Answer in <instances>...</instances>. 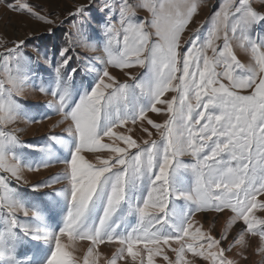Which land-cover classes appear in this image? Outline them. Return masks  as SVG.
<instances>
[{"label":"snow or ice","instance_id":"snow-or-ice-1","mask_svg":"<svg viewBox=\"0 0 264 264\" xmlns=\"http://www.w3.org/2000/svg\"><path fill=\"white\" fill-rule=\"evenodd\" d=\"M203 3L88 0L51 50L0 37V264H239L251 239L264 255V0H217L185 38ZM6 6L50 37L64 23ZM29 87L67 124L42 145L16 127L49 118ZM209 211L229 216L218 236Z\"/></svg>","mask_w":264,"mask_h":264},{"label":"rangeland","instance_id":"rangeland-1","mask_svg":"<svg viewBox=\"0 0 264 264\" xmlns=\"http://www.w3.org/2000/svg\"><path fill=\"white\" fill-rule=\"evenodd\" d=\"M9 2H16V0H0V37L9 41L28 40L30 43L26 51L31 52L33 45H38L43 50L45 47L47 48L48 42L62 43L64 33L70 30L74 31L73 23H76V21L68 18V12L73 11L79 4H87L88 0H27L28 3L37 6L36 10L41 12V14L50 15L53 19H55L57 21V25H59L61 21H64L62 27H58L56 29L55 36L52 37H50L47 31L51 25L32 18L26 14L10 11L6 6ZM216 3L217 0H204L199 14L194 18V24L190 26L189 30L185 31V38L189 35L191 28L203 23L207 19L209 13L212 11L213 5ZM138 15L140 17H146L148 14L141 10ZM79 51L89 56L102 54L100 52H88L85 49H81ZM236 54L242 63L247 62L248 55L245 52L240 49H236ZM111 71H113V74L115 75H123L118 69H111ZM133 71L139 72L140 70L134 69ZM43 75L46 79L49 76L48 73H43ZM51 99V96H46L40 93L34 87H29L25 91L24 96L21 99V103L23 105L27 104L26 109L37 117L48 115L49 118L43 119L38 123H27L26 121L19 122L16 127L26 129L20 133V137L23 141L36 145H42L46 143L43 139L44 137L49 136L50 134L62 133L63 129L67 126L66 123L56 126L61 120V117L59 115L52 114L50 110L41 107ZM151 115L153 119L157 120V122L162 119V117L156 114ZM136 135L143 136V133L137 132ZM184 159L187 161L189 158L185 157ZM62 167L63 165L58 164L50 169L42 170L40 172L26 173V176L30 181L35 182L37 180L44 179L52 173L59 172ZM195 219L204 226V230L210 231L214 236H218V234L226 226L229 216L227 213L218 216L217 213L209 211L206 214L197 213ZM235 232L236 229L234 228L232 234L234 235ZM258 244V239H251L249 241V246L247 250L244 251L246 259H242L236 255L240 249H234L233 252L228 253V255L230 258L238 260L239 264H264V255H261L257 251ZM101 251H103L106 255H111V253L115 251V247L102 245ZM188 258L192 259L190 253L188 254Z\"/></svg>","mask_w":264,"mask_h":264},{"label":"trees","instance_id":"trees-1","mask_svg":"<svg viewBox=\"0 0 264 264\" xmlns=\"http://www.w3.org/2000/svg\"><path fill=\"white\" fill-rule=\"evenodd\" d=\"M55 44V42H48V44H47V48L49 49V50H51L52 48H53V45ZM46 48V47H45ZM24 106H25V108L27 107V104H24Z\"/></svg>","mask_w":264,"mask_h":264}]
</instances>
